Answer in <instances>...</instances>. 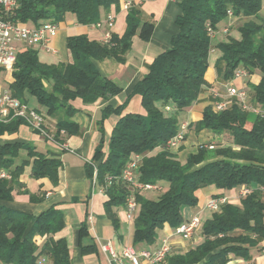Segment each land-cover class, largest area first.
<instances>
[{"label": "trees", "instance_id": "obj_1", "mask_svg": "<svg viewBox=\"0 0 264 264\" xmlns=\"http://www.w3.org/2000/svg\"><path fill=\"white\" fill-rule=\"evenodd\" d=\"M113 5L118 6L119 0H18L17 10L8 18L40 27L47 22L59 24L72 14L79 25L93 26L101 21L102 11ZM179 6V33L172 38L170 48L155 58L148 74L120 107L106 106L103 110L102 124L112 115L120 119L111 135L108 154H104V139L96 149L98 184L107 188L106 210L116 230L120 221L115 208L126 206L129 188L119 180L108 183L107 177L120 176L126 165L140 155V181L168 185L157 201L146 199L143 194L137 196L136 250L156 246L158 231L166 224L173 229L181 226L186 221L182 208L197 207L200 190L208 186L226 191L250 189L239 204L226 203L213 212L202 227L203 242L199 246L186 253H171L164 264H229L238 259L248 262L253 258L252 251L264 241V193L260 190L264 187V118L233 99L220 112L212 105L207 107L202 120L192 124L198 133L206 130L224 135L230 145L213 149L212 145H199L182 162L167 148V142L180 131L184 116L209 86L206 74L210 55L216 49L217 68L224 83L232 80L239 69L249 77L261 75L258 83L249 82L248 87L253 92V105L264 108V20L260 17L263 0H180ZM229 12L233 17L255 18L259 22L249 21L239 27L240 38L228 35L226 41L214 44L208 27L218 32L220 24L230 17ZM153 32V23L142 22L133 6L125 32L112 34L106 43L85 35L69 37L71 61L67 64L42 63L32 48L18 52L10 92L24 104H28L29 96L34 97L56 122L54 140L64 146L63 135L79 134V126L71 121L77 112L72 101L81 99L94 104L122 94L114 81L100 74L95 62L125 63L134 37L139 35L149 42ZM136 95L141 96L146 114L123 115L130 98ZM251 115L256 116L254 120ZM24 124L21 119L0 123V134L15 133ZM100 131L104 133L102 125ZM156 150L159 151L153 154ZM23 151L27 152V159L17 163ZM26 167H31L33 179L59 184L62 163L57 158L30 144L0 146V169L13 175L12 181H0V264H38L41 260L47 264H72L67 241L54 239L65 228L64 216L56 206L38 215L8 206L14 201V183ZM89 175L93 177L92 167ZM29 195L31 203H41L45 197L41 193ZM86 233L84 224L80 234L83 237Z\"/></svg>", "mask_w": 264, "mask_h": 264}, {"label": "crops", "instance_id": "obj_2", "mask_svg": "<svg viewBox=\"0 0 264 264\" xmlns=\"http://www.w3.org/2000/svg\"><path fill=\"white\" fill-rule=\"evenodd\" d=\"M179 2L180 0L134 1V6L139 11L141 21L153 23L154 32L152 37L149 42H145L139 35H136L125 63H118L114 60L95 62L100 74L114 81L122 89V94L113 98L100 99L94 104H86L81 99L72 101L71 104L77 112L71 118V121L79 126V134L63 135L65 139L64 146L44 138L26 124L21 125L15 133L0 134V146L15 143L30 144L37 151L57 158L62 163L57 186H54L48 179H33L31 177V167H29V170L25 169L23 175L14 183V201L8 206L33 215H38L47 208L56 206L64 216L65 228L54 235V239H65L67 241L72 264H120L112 260L109 254L102 251V245L111 242L118 254H121L126 247H134V220L127 219L125 207L115 208L120 221L119 228L116 230L106 210L109 197L103 192L99 184L97 187L94 186L93 177H90L89 171L92 167L94 174L95 167L97 168L99 164L94 161V155L103 139L104 154L105 156L108 154L111 135L120 119L119 116L112 115L102 124L103 110L106 106H112L115 109L120 107L131 96L134 86L148 74L149 67L155 58L170 48L172 38L179 33L177 19L182 14ZM124 3L125 0H119L118 6L113 5L109 10L102 11L100 22H103V24L101 27L79 25L75 16L68 14L64 21L58 24V32L48 45L55 50V53L48 52L44 45L29 46L21 42H15L14 45L18 52L29 48L36 50L42 63L48 65L67 64L71 61L67 46L69 37L85 35L90 40L106 43L112 34L121 35L125 32L129 11L124 9ZM108 15L114 16L112 26L105 23ZM260 17L264 20V0ZM226 21H228L227 25L223 29V34H226V37L228 35L224 32L225 29H229L232 35L231 29L236 26L239 28L249 21L259 22L255 18H237L233 16ZM219 34L220 31L217 35ZM226 40L227 38L219 40L216 44ZM218 57L219 53L216 49L210 55V68L206 74L209 86L205 88L199 100L193 104L191 110L182 120L181 124L188 125L186 130V139L188 138V140H185L184 143L186 146L192 141L198 148L195 144L196 140H194L196 137L200 141L209 142L212 146L226 144V142L227 146L230 145L224 135H217L206 130L196 134L192 126V124L202 120L207 107L213 106L216 101L212 95L213 92H219L223 98L226 96V85L228 83L223 82V76L218 72ZM260 79L261 76L255 74L250 76L247 81L236 80L239 81V85L236 86L245 87L251 98H253V92L248 87V83L256 84ZM13 81V72H7L0 68V94L6 90L10 91L9 86ZM27 105L40 111L46 118L48 130L52 134L57 133L56 122L48 117L46 109L42 108L34 97L29 96ZM126 114H146L142 106L141 96L136 95L130 98L123 112V115ZM101 125L104 133L100 131ZM186 149L183 148L181 152L177 153V157L182 162L187 159ZM158 151L156 150L153 154ZM25 154L27 155V152ZM240 191H226L215 186H208L198 192L199 203L197 207L182 208L184 219L186 221L190 220L199 215V212L206 210L205 206L211 198L225 197L228 198L229 203L239 204L242 199ZM27 193H41L45 197L41 203H31L30 195ZM84 224L87 226V233L82 237L80 230ZM175 231L176 229L166 224L162 230L158 231L157 245L150 249H139V251L157 250L162 246L164 240H169L172 245V253H186L189 249L197 247L203 242V237L199 232L192 240L185 241L176 236ZM252 253L253 258L248 262L238 259L231 261L229 264H264V241ZM124 264L130 263L125 262ZM141 264L151 263L142 260Z\"/></svg>", "mask_w": 264, "mask_h": 264}, {"label": "built area", "instance_id": "obj_3", "mask_svg": "<svg viewBox=\"0 0 264 264\" xmlns=\"http://www.w3.org/2000/svg\"><path fill=\"white\" fill-rule=\"evenodd\" d=\"M135 0H125L124 9L130 10L134 6ZM18 8V0H0V68L7 72H13L15 69L17 48L15 42H21L29 46L44 45L48 52L55 53L48 45L52 38L57 34L59 25L53 22H47L40 27H32L21 22H13L9 20ZM230 17L232 13L229 12ZM105 23L109 26L114 24V16L108 15ZM103 22H99L95 27H101ZM225 33L229 29L224 30ZM208 33L212 39H215L218 32L208 27ZM213 52V51H212ZM249 77L247 72L239 69L235 72L232 80L226 85V96L223 98L219 92H213L215 98L213 108L215 111L220 112L225 110L230 104L231 100L237 99L244 109L250 110L255 114L264 118V108L261 105L254 106L249 91L245 87H238L234 84L236 80ZM21 119L27 126L34 132L40 134L44 138L54 141V135L46 129L45 116L36 109L30 108L19 99L14 98L9 90L3 91L0 94V123H10L13 120ZM187 124H181L180 131L167 142V148L172 151H178L186 140ZM57 143V142H56ZM214 147L211 146L210 149ZM143 157L140 155L135 156L123 169L122 174L118 177H107L108 183L114 180H119L125 183L129 188V194L126 200V217L128 220H134L138 211L137 196L142 195L147 191L160 190L161 187L152 184H144L140 181L139 168ZM98 168L95 167L93 174L94 186H98ZM13 175L9 170L0 169V181H12ZM103 192L106 193L107 188L102 187ZM260 190L264 193V187ZM251 192L250 189L244 188L240 191L241 198H244ZM229 203L228 198H211L205 209L212 212L219 211L221 207ZM202 222L199 215L194 216L192 219L185 221L179 226L175 233L185 241H190L197 234L201 228ZM102 251L109 254L111 259L124 264H141L142 260H147L151 264H163L168 256L172 253V245L169 240H164L162 246L157 250H136L134 247H126L121 254H118L111 242L102 245ZM38 264H47L45 260L39 261Z\"/></svg>", "mask_w": 264, "mask_h": 264}, {"label": "rangeland", "instance_id": "obj_4", "mask_svg": "<svg viewBox=\"0 0 264 264\" xmlns=\"http://www.w3.org/2000/svg\"><path fill=\"white\" fill-rule=\"evenodd\" d=\"M227 22L228 21H224L223 23H221L220 24V34L219 35H217L216 36V38H215V40L213 41V43H215L216 44V42H218L219 40H225L227 37H226V34H223V29H224V27L227 25ZM238 26H236V27H234V28H232L231 29V32H233L232 33V36L234 37V38H240V34H239V31L237 30L238 28H237ZM227 35H231V33L229 32V33H227ZM258 75H259V77L261 76L259 73H257ZM250 79V77H247V78H244V79H242V81H247V80H249ZM239 81H235L234 82V84L235 85H239V83H238ZM255 115H251V118L254 120L255 119ZM195 132H196V134L198 133L196 130H195ZM188 140V138L186 139V141ZM194 140H196V142H195V144H197V147L199 146V145H202V144H208V145H210L209 144V142L207 143V142H204V141H200V140H198V138L196 137V138H194ZM194 142H192V141H190V144L189 145H183L182 146V148L178 151V152H174V154H176L177 155V153H179V152H181V150L183 149V148H187L186 150H187V152H186V155L188 156V155H190V154H192V153H195L196 151H197V148H196V146L193 144ZM186 146V147H185ZM219 146H227V142H226V144H218V145H214L213 147L214 148H217V147H219ZM24 159H27V155L25 154V151H23V152H21V154H20V156H19V159H18V163H20L22 160H24ZM26 169L27 170H29V167H26ZM160 187H161V189L160 190H156V191H147V192H145L144 194H143V196L146 198V199H149V200H153V201H157L160 197H161V195L163 194V193H165L167 190H168V185L166 184V183H163L162 185H159ZM202 210V209H201ZM200 214H199V216H200V219H201V222H202V225H201V228L199 229V233H200V235L202 236V227H203V225H204V223L208 220V219H210L211 218V216H212V214H213V212L212 211H210V210H203V211H201V212H199Z\"/></svg>", "mask_w": 264, "mask_h": 264}]
</instances>
